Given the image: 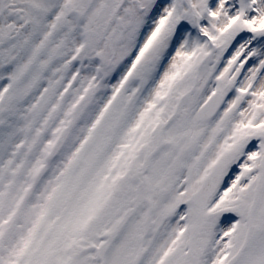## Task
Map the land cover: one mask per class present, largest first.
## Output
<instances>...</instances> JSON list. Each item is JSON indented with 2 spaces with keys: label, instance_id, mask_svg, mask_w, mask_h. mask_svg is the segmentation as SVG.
I'll list each match as a JSON object with an SVG mask.
<instances>
[{
  "label": "snow or ice",
  "instance_id": "snow-or-ice-1",
  "mask_svg": "<svg viewBox=\"0 0 264 264\" xmlns=\"http://www.w3.org/2000/svg\"><path fill=\"white\" fill-rule=\"evenodd\" d=\"M0 264H264V0H0Z\"/></svg>",
  "mask_w": 264,
  "mask_h": 264
}]
</instances>
